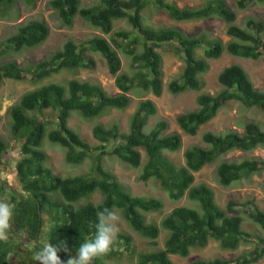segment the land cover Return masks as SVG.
<instances>
[{"label": "trees", "instance_id": "16d2710c", "mask_svg": "<svg viewBox=\"0 0 264 264\" xmlns=\"http://www.w3.org/2000/svg\"><path fill=\"white\" fill-rule=\"evenodd\" d=\"M33 3L34 0H25ZM252 3L264 0H237L238 9H246ZM14 0H0L2 6H12ZM150 5L165 11L175 21H190L219 17L227 24L230 39L224 42L219 36L202 34L198 38L189 37L178 26H154L146 23L143 11ZM50 6L58 11L61 24L71 28L77 16L88 21L103 34H95L89 39L75 41L69 38L63 48L41 59L36 66L26 72L36 79H43L66 69L94 67L96 60L90 53H98L107 61L109 71L115 76L119 92L110 94L99 83L73 78L67 83L49 82L27 91L20 100L9 108L13 120V131L22 139L23 157L17 163V176L22 189L12 191L14 205L13 227L23 231L41 250V239L45 246L65 242L68 252L59 253L62 261L69 255L75 257L76 249L96 235L98 213L105 208L120 209L129 225L145 237L157 239L161 233L159 224L148 220L147 213L161 210L165 202L155 196L134 195L125 185L103 165L99 157L91 172L62 177L44 166L47 158L41 149L43 140L59 143L66 148V160L82 164L94 150L100 154L108 152L133 167L142 164L144 149L147 161L139 179L147 182L155 178L172 199L188 198L199 202V207L181 205L175 207L162 219V226L169 231L163 248L144 251L139 254L138 264H175L171 254L186 257L192 248L204 247L210 239H216L225 249H236L243 239H253V233L243 228L245 215L264 229V209L248 199L243 203L235 200L221 206L215 199L213 188L207 183H195V172L212 163L234 149L251 151L264 145V129L259 123L249 121L244 124V133L236 130L225 132L205 131L201 143L193 144L184 152L185 164L178 165L164 151H178L183 145L182 134L178 131L166 132L168 122L161 120L149 131H145L148 119L158 111L152 99H141L133 113L128 133L121 131L117 123L105 126L97 123L93 135L100 142L93 147L77 131L68 125L73 110H79L84 118L105 115L109 109L119 110L129 107L132 96L138 91L151 92L160 96L163 92V57L161 48L167 44L183 55L182 73L168 82L172 93L203 88L202 75L209 69L208 59L220 58L224 52L242 58L264 57V20L249 16L245 27L236 23L237 11L227 0H204L199 7H180L170 0H99L91 6H83L81 0H50ZM126 19L132 30L115 28V21ZM50 26L44 20L35 19L19 25L10 38V48L21 50L34 48L49 36ZM204 48V56H198L196 49ZM129 57L132 69H122V58L118 50ZM119 72V73H118ZM4 77L21 80L25 78V68L11 61L0 65V82ZM223 89L218 94L200 93L198 107L177 116L178 126L189 135H197L201 125L209 122L229 100H238L248 108L264 109V90L257 88L248 72L238 63L226 66L219 74ZM50 110L51 118L41 115ZM32 112V113H31ZM89 120V119H87ZM47 124H56L48 130ZM7 149L0 138V163ZM93 168V167H92ZM264 171V158L245 157L241 161L227 159L217 166L218 181L226 186L244 177ZM3 189V185L0 183ZM264 188V182H263ZM23 190V191H22ZM1 192V191H0ZM94 193L103 195L102 201L91 199ZM5 199L4 192L0 198ZM84 198H90L82 202ZM39 211L42 212L40 218ZM15 230V229H14ZM11 231V230H10ZM38 235V242L36 235ZM10 234V232H9ZM255 248L235 259H196L189 264H253L264 256V236H255ZM121 243L118 244L117 242ZM156 240L151 242L156 244ZM132 236L120 233L111 251L94 259V264H106L105 260L122 256L131 251ZM25 254V264H34L35 258L29 250L11 240L0 241V264H14L12 256L19 248ZM148 250V249H146Z\"/></svg>", "mask_w": 264, "mask_h": 264}, {"label": "rangeland", "instance_id": "374dc122", "mask_svg": "<svg viewBox=\"0 0 264 264\" xmlns=\"http://www.w3.org/2000/svg\"><path fill=\"white\" fill-rule=\"evenodd\" d=\"M176 2L180 7H199L203 5L204 0H170ZM229 6L237 11L236 23L245 27V22L249 16L259 17L264 20V3H252L246 9H238L237 0H227ZM99 3V0H81L83 6H91ZM144 20L154 26H178L185 30L189 37L198 38L202 34L211 36H219L224 42H227L230 37L227 35V24L224 20L216 16H211L206 19H197L190 21H175L165 11L157 10L156 6L150 5L143 11ZM41 19L50 26V33L48 38L34 48L25 47L21 50L10 48V38L18 30L19 25L29 22L31 20ZM115 28L121 30H132V25L126 19H118L115 21ZM99 33V29L92 26L88 21L80 16L75 18L74 24L71 28H67L61 24L58 17V11L50 6V0H34L29 3L25 0H14L12 6H2L0 8V65L17 62L20 66L25 68V78L21 80L5 77L0 82V138L3 139L8 150L4 154L2 165L0 166V177L7 180L10 185L18 189H22V185L17 178L16 164L23 157L21 152L22 139L14 134L12 125L13 120L9 112V108L17 103L20 98L27 91L33 90L43 84L49 82L67 83L68 80L78 78L81 80H90L94 83L101 84L108 93L115 94L119 92L115 84V76L109 71L107 61L98 53H90L96 60L94 67H80L78 69H66L60 73H55L43 79H36L33 73L26 72L28 68H33L41 59L48 58L53 52L63 48L64 43L72 38L79 42L89 39L95 34ZM111 38V35H107ZM204 48L200 46L196 49L198 56H204ZM163 57V92L160 96H156L151 92L138 91L139 95L131 94L132 101L126 109L119 110L116 108L109 109V111L102 116L95 118H84L79 110H73L68 118V125L72 127L79 135L90 143L93 147L100 144V142L93 135V127L97 123H103L105 126H111L117 123L121 131L128 133L130 130V123L133 113L135 112L139 101L141 99H152L158 111L155 115L148 119L145 131L149 132L158 121L166 120L168 122V132L178 131L182 134L183 145L180 150L170 152L164 151L178 165L185 164L184 152L193 144L201 143V135L207 130L216 132H224L230 129L244 133V124L249 121L259 123L264 129V109L260 107L248 108L238 100H229L227 104L219 111L217 116L207 124L200 127L197 135L186 134L177 123V116L183 112L196 109L197 97L200 93L207 92L210 94L218 93L223 87L220 85L218 77L220 72L232 63H238L244 67L248 72L254 85L264 90V57L259 59L242 58L233 56L227 52L217 59H208L209 69L201 77L203 79V88L199 91L189 89L181 93H172L168 89V82L182 73L184 66L183 55L179 54L177 49L165 45L161 48ZM122 58V69H132L129 66V57L118 50ZM119 73V72H118ZM32 113V112H31ZM43 119L51 118L50 110H45ZM89 119V120H87ZM56 124H47V129L50 130ZM43 150L47 153V158L43 161L44 166L49 167L55 174L62 177L75 176L86 174L94 169L97 158L102 162V165L115 174V176L125 185L128 191L134 195L141 196H155L165 202L164 207L155 211L154 213H147L148 220L156 221L161 229V233L157 239L148 238L134 230L124 217L123 211L118 209L121 216L119 223V233L132 236L133 243L131 251H126L122 256L114 257L113 259L105 260L106 264H138L139 254L144 251L156 250L165 246V241L168 236V231L162 226V219L168 215L175 207L181 205L199 207V202L188 198L187 194L180 199H172L168 197V193L161 187L155 178H151L147 182L139 179L140 173L147 161L144 149L142 150V164L141 167H131L129 164L123 162L116 155L108 152L107 154H100V150H94L82 164L70 163L66 160V148L59 143L50 141L47 137L42 144ZM245 157H260L264 158V145L255 148L252 151H243L234 149L222 155L219 159L212 163L203 166L199 171L195 172V183H207L215 192V199L221 206H226L228 201L235 200L239 203L250 199L258 204L260 209H264V171L255 173L249 177H244L232 185L226 186L218 181L217 166L219 162L224 159L230 161H241ZM93 167V168H92ZM7 189V188H6ZM0 187V191L4 192L8 202L12 204L10 195H13L11 189L6 190ZM90 198H84L82 202ZM95 202L102 200V195L95 193L91 196ZM6 200V199H5ZM241 212L245 215L243 228L253 233V239L245 240L236 249H225L216 239H210L208 244L204 247L192 248L189 256L181 257L179 255H170V258L175 264H189L196 259L213 260L215 258H222L226 260L235 259L236 257L248 253L253 250L257 244L255 236H264V229L254 224L248 218V215L241 208ZM14 225V224H13ZM15 229V230H14ZM11 229L9 240L15 244L22 242V247L29 250V256L37 259L39 250L33 240L28 239L23 231L16 228ZM7 239V240H8ZM157 241L156 244L151 242ZM38 242V241H37ZM43 237L39 246H45ZM118 244L121 242L118 241ZM19 248V247H18ZM148 249V250H146ZM12 260L14 264H25V252L20 248L16 250ZM24 261V262H23ZM253 264H264V256L258 262Z\"/></svg>", "mask_w": 264, "mask_h": 264}, {"label": "clouds", "instance_id": "9594fccd", "mask_svg": "<svg viewBox=\"0 0 264 264\" xmlns=\"http://www.w3.org/2000/svg\"><path fill=\"white\" fill-rule=\"evenodd\" d=\"M98 34H101L105 37H108L107 35H109V34L101 33L100 30H99ZM12 79H14V78H12ZM221 90L219 92H221ZM218 93H216V94H218ZM219 111H218V113H219ZM217 114L215 115V117L217 116ZM215 117H213V118H215ZM207 123H205V124H207ZM230 130H233V129H230ZM207 131H213V130H207ZM214 132H216V131H214ZM18 137L20 138V136H18ZM43 143H44V140H43ZM8 148L9 147L7 146V149L3 153V158H4L5 152L8 150ZM41 149L43 150L42 146H41ZM141 152H142V150H141ZM3 158H2V161H3ZM2 161L0 163L1 165H2ZM16 166H17V164H16ZM131 167H133V166H131ZM139 167H141V165ZM139 167H135V168H139ZM16 170H17V168H16ZM17 178H18V176H17ZM9 185L10 184L7 182V180H5V186L7 188L6 190L9 189V187H8ZM13 187H15V186H13ZM17 190H21V189L17 188ZM5 199H2V197L0 198V241H6L9 238V232L13 227V219H14V205L11 204L10 202H8L9 200H7V198H5ZM102 199H103V195H102ZM41 217H42V212H41ZM120 220H121V216L118 212V209H114V208L103 209L101 212L98 213V222L96 224V235H95V237L93 239L85 241L84 243L79 245V247L76 249V256L75 257L69 255V258L67 259L66 262L62 261L59 253L61 251L68 252V247H67V244L65 242H60L59 244H56V245L49 244L47 246L42 247L41 250L37 254V257H36L37 259H35L34 264H94L95 258L102 256V255H106L111 251L112 246L114 245L116 238H117V235L119 233ZM28 239H30V238H28ZM36 241H38V239ZM171 255H176V254H171ZM181 257H183V256H181Z\"/></svg>", "mask_w": 264, "mask_h": 264}, {"label": "flooded vegetation", "instance_id": "af4514ba", "mask_svg": "<svg viewBox=\"0 0 264 264\" xmlns=\"http://www.w3.org/2000/svg\"><path fill=\"white\" fill-rule=\"evenodd\" d=\"M1 165V164H0ZM19 180V179H18ZM0 183H1V185H3L4 187H6L5 186V180H4V178H2V177H0ZM9 187V189H11L12 191H18L17 190V188L16 187H13V185H9L8 186ZM21 189V188H20ZM1 194V193H0ZM10 198L12 199V196L10 195Z\"/></svg>", "mask_w": 264, "mask_h": 264}, {"label": "water", "instance_id": "95a60500", "mask_svg": "<svg viewBox=\"0 0 264 264\" xmlns=\"http://www.w3.org/2000/svg\"><path fill=\"white\" fill-rule=\"evenodd\" d=\"M39 215H40V218H41V211H39ZM38 234L39 233H37V235H36V240L38 239Z\"/></svg>", "mask_w": 264, "mask_h": 264}]
</instances>
